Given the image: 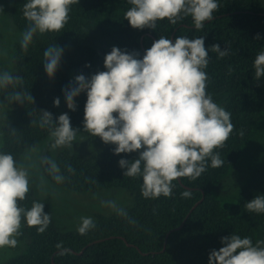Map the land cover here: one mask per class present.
<instances>
[{
	"label": "trees",
	"instance_id": "16d2710c",
	"mask_svg": "<svg viewBox=\"0 0 264 264\" xmlns=\"http://www.w3.org/2000/svg\"><path fill=\"white\" fill-rule=\"evenodd\" d=\"M24 3L26 0H0L21 35L28 25ZM217 3L213 19L200 30L191 17L176 24L157 21L155 29H135L125 19L131 7L128 0H77L60 32L37 34L26 51L21 39L14 44L9 57L11 73L23 77L21 90L30 92L33 102L7 103L11 89H0V99L12 112V121L0 130V152L11 153L18 163L50 136L49 127L41 126L42 111L50 112L54 120L67 113L73 128L83 127L87 95L81 93L75 100L76 110H70L63 91L70 81L77 75L90 78L105 71L104 58L114 46L139 52L142 58L160 36L173 42L178 36L205 39L209 50L207 92L231 113L234 130L224 146L215 150L224 161L222 166L207 167L194 181H174L172 195L158 199H145L142 177H125L119 166L121 159L138 158L137 152L117 155L111 145L87 154L89 141L76 150L66 148L54 159L64 177L62 183L50 174L52 159L50 152L45 153L40 168L51 185L79 195L124 190L131 194L132 203L107 216L95 215V228L81 235L61 227L52 214V200L39 199L30 186L21 206L30 208L34 200L43 202L51 223L39 233L22 222L21 236L28 238L25 248L4 264H209L210 252L224 246L222 237L238 234L250 237L253 243L264 240V214L249 213L245 208L247 202L264 194V77L256 81L253 68L255 56L264 50V0ZM214 44L222 50L228 48V54L219 57L210 50ZM50 45L64 50L54 78L48 77L43 62V52ZM57 97L58 107L54 104ZM69 165L73 172L67 170ZM185 189L191 190L190 198H182ZM189 214L183 228L168 236ZM58 243L62 248L56 247ZM64 249L68 251L61 254Z\"/></svg>",
	"mask_w": 264,
	"mask_h": 264
},
{
	"label": "clouds",
	"instance_id": "9594fccd",
	"mask_svg": "<svg viewBox=\"0 0 264 264\" xmlns=\"http://www.w3.org/2000/svg\"><path fill=\"white\" fill-rule=\"evenodd\" d=\"M77 0H26L23 16L28 22L22 33L21 47L26 51L37 34L60 32L68 23L70 6ZM131 7L125 19L135 29H155L157 21L167 19L171 24L191 17L195 29L213 19L218 10L217 0H128ZM260 39L259 34L256 37ZM224 57L228 48L219 44L210 49ZM63 48L50 45L43 52L44 67L54 78L63 56ZM128 53L113 47L104 58L105 71L90 78L77 75L64 91L67 107L76 110V98L86 93L83 129L99 137L105 144L115 145L114 153L137 152L138 158L121 159L119 166L125 177H142L141 194L145 199L170 197L173 182L180 178L196 180L207 167H220L224 161L215 151L222 148L234 130L231 113L214 101L207 92L209 50L200 36H160L145 50ZM90 67V65H86ZM254 79L264 77V50L257 53L253 63ZM23 77L0 70V89H11L7 103L33 102L30 92L21 90ZM55 106L60 105L57 97ZM6 103L0 102V113ZM41 126L49 127L52 148L72 146L79 129L71 125L67 113L54 120L44 110ZM242 134V133H241ZM210 162V164H209ZM50 174L57 183L64 180L55 160L49 162ZM69 172L74 170L69 165ZM30 191L29 170L19 164L11 153L0 152V249L15 248L22 235V222L35 227L39 233L47 230L51 215L44 203L34 200L30 208L21 206ZM185 189L182 198H190ZM249 213L264 214V194L245 204ZM95 228L91 217H81V235ZM223 247L213 249L209 264H264V240L253 243L250 237L238 234L222 237ZM58 249L62 244L56 245ZM68 250L64 249L61 254Z\"/></svg>",
	"mask_w": 264,
	"mask_h": 264
},
{
	"label": "rangeland",
	"instance_id": "374dc122",
	"mask_svg": "<svg viewBox=\"0 0 264 264\" xmlns=\"http://www.w3.org/2000/svg\"><path fill=\"white\" fill-rule=\"evenodd\" d=\"M12 22L7 18L5 7L0 4V70L11 72L12 66L9 60L10 53L14 44L21 39L22 35L16 31ZM0 102H3L0 99ZM4 103V102H3ZM12 121V112L7 108L0 113V130ZM79 129L76 139L72 146H63L53 149V140L49 136L45 141L41 142L37 148L27 152L20 160L22 164L29 170L30 186L37 191L39 199L50 198L52 200V214L56 222L63 228L70 231H77L81 217H91L94 220L95 215L107 216L113 211L125 210L132 203V196L128 191L124 190H107L94 194L79 195L58 188L48 183L41 171V158L47 152H50L51 159L64 149L70 148L76 150L83 142L89 141L87 154L98 153L101 150L113 145L105 144L99 137H94L84 131L83 127ZM1 146V133H0ZM19 243L15 248L0 249V264H4L13 256L21 253L28 239L26 236H20Z\"/></svg>",
	"mask_w": 264,
	"mask_h": 264
},
{
	"label": "water",
	"instance_id": "95a60500",
	"mask_svg": "<svg viewBox=\"0 0 264 264\" xmlns=\"http://www.w3.org/2000/svg\"><path fill=\"white\" fill-rule=\"evenodd\" d=\"M178 180L180 181V179H178ZM199 204H200V202L196 205V207H197ZM194 210H195V207L191 210L190 214H191ZM190 214L187 216V218L185 219V221L183 222V224H182L179 228H177V229L171 231V232L168 234V236H170L171 233H173V232H175V231H178V230L182 229L183 226L185 225V223H186L188 217L190 216ZM166 242H167V240H166ZM166 242H164V243H165V247H164V250H163V251H165L166 244H167ZM90 245H91V244H90ZM129 246L131 247V245H129ZM53 264H54V263H53Z\"/></svg>",
	"mask_w": 264,
	"mask_h": 264
}]
</instances>
